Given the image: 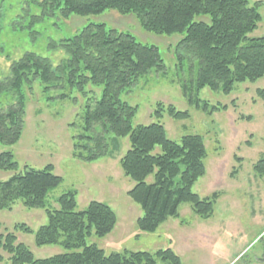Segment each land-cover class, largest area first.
I'll return each mask as SVG.
<instances>
[{
	"label": "trees",
	"instance_id": "trees-1",
	"mask_svg": "<svg viewBox=\"0 0 264 264\" xmlns=\"http://www.w3.org/2000/svg\"><path fill=\"white\" fill-rule=\"evenodd\" d=\"M250 1L17 0L20 9L12 21L15 31L29 30L37 39L40 36L37 27L47 21L60 27L75 17H98L109 11L133 16L146 32L181 36L174 55L178 66L182 69L189 66L196 77L191 85L197 92L208 88L228 96L239 84L264 79V37H250L259 24H264V2L252 5ZM5 16L2 6L0 34ZM49 48L62 50L66 55L56 68L45 57L25 53L12 62L7 75L0 73V145L13 146L20 141L27 93L33 90L35 82L43 83L45 91L66 82L86 100L83 134L74 145L79 160L94 163L112 157L120 149L114 144L129 140L130 147L119 164L124 176L135 184L128 196L143 212L137 220L139 231L156 233L169 220L179 219L185 204L191 205L203 220L213 218L222 193L202 198L193 191L207 172L204 138L186 135L180 142L173 141L160 122L135 128L138 108L121 99L142 77L166 70L160 49L104 23H88L75 35L52 41ZM90 86L102 89L99 99L91 98L92 91L87 92ZM66 98L61 96L63 100ZM169 115L177 120L189 117L173 108ZM156 116L161 119V112ZM14 160L11 152L2 153L0 169L17 172ZM253 170L257 177L264 178V157ZM53 172L51 165L43 170L27 169L0 182V211L11 209L19 201L28 209L45 210L48 222L35 233V245L60 246L64 250L39 260L18 242L14 233L0 234V252L10 256L11 264H182L172 249L155 254L125 251L108 255L98 245L88 244L93 235L99 239L111 235L118 222L117 215L100 202H91L84 211H79L76 191L61 195L56 200L58 207L52 208L49 196L63 183ZM151 177L153 181L149 182ZM15 229L33 233L25 225ZM260 241H264V235Z\"/></svg>",
	"mask_w": 264,
	"mask_h": 264
},
{
	"label": "rangeland",
	"instance_id": "rangeland-1",
	"mask_svg": "<svg viewBox=\"0 0 264 264\" xmlns=\"http://www.w3.org/2000/svg\"><path fill=\"white\" fill-rule=\"evenodd\" d=\"M262 1L250 2L254 5ZM19 3L17 0L0 2L6 15L0 34V73L3 75L25 53L45 57L56 68L66 55L62 50H51L49 44L75 35L88 23H104L109 28L132 33L144 44L157 46L166 70L142 77L121 99L138 108L133 122L135 128L160 122L173 141L180 142L186 135L203 137L208 151L207 172L193 191L202 198L214 192H221L222 197L214 217L208 221L185 204L180 209L179 220H169L154 234L139 231L137 220L143 212L128 196L135 184L124 176L119 164L130 147L129 140L115 143L120 149L112 157L94 163L79 160L74 145L76 138L83 134L86 100L66 82L45 91L46 86L37 81L33 90L28 91L20 141L13 146L0 145V155L11 152L18 170L1 168L0 182L27 169L53 166V173L63 183L49 196L52 208L58 207L56 200L61 195L76 191L79 211H84L91 202H100L116 213L118 224L111 235L104 239L93 235L87 241L108 255L125 251L155 254L172 249L182 264H264V241L259 242L264 235V178L257 177L253 170L264 157V79L239 84L228 96L208 88L197 92L191 85L196 77L189 66L180 68L174 55L180 35L158 36L146 32L133 16L109 11L98 17H75L60 27L47 21L37 27L40 36L34 39L29 30L13 28L12 20L19 13ZM250 37H264V24H259ZM91 91L94 95L91 98L99 99L102 89L90 86L87 92ZM62 95L67 98L61 99ZM170 108L186 112L189 117L172 118ZM157 112H161V119L157 118ZM152 181L153 177L149 178ZM47 222L45 210L28 209L19 201L11 209L0 211V234L14 233L36 259H48L64 250L60 246L36 247L35 233ZM19 225H25L33 233L16 230ZM0 256V264H11L9 255L0 252Z\"/></svg>",
	"mask_w": 264,
	"mask_h": 264
},
{
	"label": "crops",
	"instance_id": "crops-1",
	"mask_svg": "<svg viewBox=\"0 0 264 264\" xmlns=\"http://www.w3.org/2000/svg\"><path fill=\"white\" fill-rule=\"evenodd\" d=\"M129 192V191H128ZM213 194V193H212ZM180 219V218H179ZM179 219H176V220H179ZM117 224H118V222H117ZM117 226V225H116ZM116 229V228H115Z\"/></svg>",
	"mask_w": 264,
	"mask_h": 264
}]
</instances>
